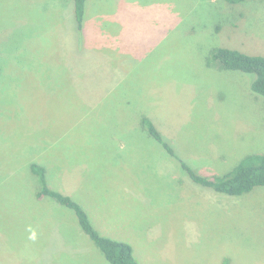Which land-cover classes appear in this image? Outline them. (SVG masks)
Segmentation results:
<instances>
[{
	"label": "rangeland",
	"instance_id": "1",
	"mask_svg": "<svg viewBox=\"0 0 264 264\" xmlns=\"http://www.w3.org/2000/svg\"><path fill=\"white\" fill-rule=\"evenodd\" d=\"M74 10L0 0V264H111L36 197L33 162L141 264H264V187L194 182L141 121L204 176L264 153L255 74L208 64L219 46L264 55V0H88L81 30Z\"/></svg>",
	"mask_w": 264,
	"mask_h": 264
},
{
	"label": "trees",
	"instance_id": "2",
	"mask_svg": "<svg viewBox=\"0 0 264 264\" xmlns=\"http://www.w3.org/2000/svg\"><path fill=\"white\" fill-rule=\"evenodd\" d=\"M87 1L75 0L74 11L79 30L84 25ZM225 1L228 4H237L246 0ZM33 30L31 28L32 32H34ZM25 37L27 35L18 36L20 40L18 48L20 50L24 49L23 38ZM25 50L28 51L29 49L26 48ZM27 54L26 58L38 64L35 59V52L28 51ZM208 56L209 65L218 63L222 68L255 74L251 88L255 93L264 96V55L249 54L239 49L219 46L211 49ZM141 121L147 127L149 134L160 142L172 156L179 160L181 167L194 182L230 196H241L250 193L257 187H264V153L246 155L237 166L225 174L204 176L176 155L174 149L164 140L161 132L149 118L143 117ZM30 170L33 175L39 178V182L41 183V189L36 193V197L39 200L49 197L60 205L73 210L82 230L90 237L95 246L99 248L111 264H141L136 258L134 249L130 243L101 234L95 228L88 212L74 198L48 185L45 165L33 162L30 164ZM227 264H229V261Z\"/></svg>",
	"mask_w": 264,
	"mask_h": 264
},
{
	"label": "crops",
	"instance_id": "3",
	"mask_svg": "<svg viewBox=\"0 0 264 264\" xmlns=\"http://www.w3.org/2000/svg\"><path fill=\"white\" fill-rule=\"evenodd\" d=\"M77 29H78V25H77ZM79 30V29H78ZM31 52V51H30ZM41 62H43V63H47V62H45V59H44V57L42 58V60H41Z\"/></svg>",
	"mask_w": 264,
	"mask_h": 264
}]
</instances>
